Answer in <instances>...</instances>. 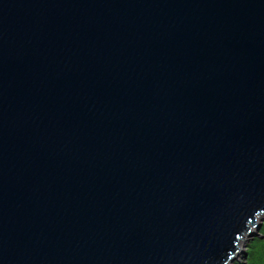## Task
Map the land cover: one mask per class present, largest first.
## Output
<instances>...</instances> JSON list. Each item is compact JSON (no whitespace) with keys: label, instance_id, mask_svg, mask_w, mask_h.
<instances>
[{"label":"water","instance_id":"95a60500","mask_svg":"<svg viewBox=\"0 0 264 264\" xmlns=\"http://www.w3.org/2000/svg\"><path fill=\"white\" fill-rule=\"evenodd\" d=\"M263 221L264 0H0V264H233Z\"/></svg>","mask_w":264,"mask_h":264},{"label":"trees","instance_id":"16d2710c","mask_svg":"<svg viewBox=\"0 0 264 264\" xmlns=\"http://www.w3.org/2000/svg\"><path fill=\"white\" fill-rule=\"evenodd\" d=\"M261 231L262 236L253 239L248 246L245 264H264V224Z\"/></svg>","mask_w":264,"mask_h":264},{"label":"rangeland","instance_id":"374dc122","mask_svg":"<svg viewBox=\"0 0 264 264\" xmlns=\"http://www.w3.org/2000/svg\"><path fill=\"white\" fill-rule=\"evenodd\" d=\"M263 224H264V221H263V223H262V225H261V227H260V229H259V232H258V233H259V236L253 237V238L250 239V241L247 243V246H246V248H245L246 257L244 258V255L242 254V256H241L238 260L234 261L233 264H245V261H246V258H247V249H248V246H249L250 242H251L253 239H255V238H259V237L262 236L263 232H262L261 230H262V226H263Z\"/></svg>","mask_w":264,"mask_h":264},{"label":"bare ground","instance_id":"6f19581e","mask_svg":"<svg viewBox=\"0 0 264 264\" xmlns=\"http://www.w3.org/2000/svg\"><path fill=\"white\" fill-rule=\"evenodd\" d=\"M242 253H243V252H240V253H239V256H238L237 258H240V257H241V255H242Z\"/></svg>","mask_w":264,"mask_h":264}]
</instances>
